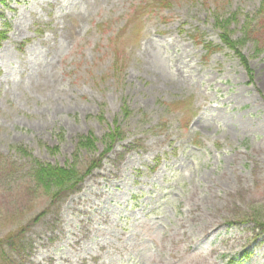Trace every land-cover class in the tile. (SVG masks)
<instances>
[{"label": "rangeland", "instance_id": "374dc122", "mask_svg": "<svg viewBox=\"0 0 264 264\" xmlns=\"http://www.w3.org/2000/svg\"><path fill=\"white\" fill-rule=\"evenodd\" d=\"M262 2L0 0V264H264ZM20 148L89 171L54 198Z\"/></svg>", "mask_w": 264, "mask_h": 264}, {"label": "trees", "instance_id": "16d2710c", "mask_svg": "<svg viewBox=\"0 0 264 264\" xmlns=\"http://www.w3.org/2000/svg\"><path fill=\"white\" fill-rule=\"evenodd\" d=\"M174 0H153L152 4H155V8L157 9H164L172 6ZM139 10L143 9L145 7V4L139 5ZM260 10L264 8V2L261 3ZM137 8H134L133 11H139ZM136 12V13H137ZM225 22V21H224ZM224 22L219 21V18L215 19L216 26L220 27L221 32L219 33V39L221 44H214L211 41H206L203 38L198 39L197 43L201 44L202 47L208 52L207 54H211L215 52V50H219L220 48H228L231 50L235 56L238 58L239 62L244 66L246 73L249 75V78H252V70L249 67L248 59L245 55H243L238 48V46L245 41L244 39L240 40H233L230 36V33L227 30L226 22L224 25ZM5 27L0 29V42L6 38V32L7 28ZM114 59H113V67L117 68L119 63L121 62V58L117 54L116 50ZM131 113V110L126 106V104H123L121 107V115L123 117L129 116ZM121 137L120 134V127L116 120H114V128L109 133H106L104 136V143L105 148L101 152L100 160L112 149L113 144ZM95 141L96 138L92 133H89L87 136H81L80 139L77 141L76 147L79 148H94L95 147ZM20 151L22 153H26V150L20 148ZM28 157L31 159V171H32V179L33 181H36L40 186H42L45 193H50L52 191V195L54 198H58L62 194L73 191L76 189L77 185L83 180V177L86 173H88L89 170H86L85 172L81 173L79 169H77L75 166H60L58 164H51V163H44L40 162L38 159L31 157V155L27 154ZM99 161V160H98ZM96 162L93 164V167H96ZM15 237V238H14ZM14 238V240H13ZM17 235L11 233L6 239L7 242H4V240L1 242V248H3L4 245H7L8 247H17V243H14L16 241ZM11 240V241H9ZM13 241V242H12Z\"/></svg>", "mask_w": 264, "mask_h": 264}]
</instances>
